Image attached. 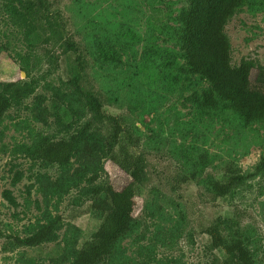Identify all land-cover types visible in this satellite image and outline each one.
Returning <instances> with one entry per match:
<instances>
[{
    "label": "rangeland",
    "instance_id": "obj_1",
    "mask_svg": "<svg viewBox=\"0 0 264 264\" xmlns=\"http://www.w3.org/2000/svg\"><path fill=\"white\" fill-rule=\"evenodd\" d=\"M53 2L68 35L83 46L87 78L103 108L123 118V141L148 164L150 181L136 198L134 222L106 264H220L223 253L211 247L205 231L212 225L228 238L245 239L255 264H264V175L224 197L208 184L210 177L223 179L229 163L244 174L255 170L264 158V120L245 125L231 110H198L195 95L210 84L185 72L177 36L190 0ZM225 33L233 66L244 60L264 65V0H247L228 19ZM50 47H29L0 0V83L35 86L0 119V264H70L101 224L99 212L75 217L77 184L96 173L117 189L130 180L100 150L107 129L82 140L63 166L24 151L41 135L59 137L69 122L88 117L83 98L67 82L74 56ZM101 47L120 59H104ZM54 220L60 226L56 241L18 242Z\"/></svg>",
    "mask_w": 264,
    "mask_h": 264
},
{
    "label": "trees",
    "instance_id": "obj_2",
    "mask_svg": "<svg viewBox=\"0 0 264 264\" xmlns=\"http://www.w3.org/2000/svg\"><path fill=\"white\" fill-rule=\"evenodd\" d=\"M246 1L190 0L189 8L180 13L182 29L177 36L185 51V72L199 75L210 84L202 94L195 95L198 110H231L245 125H251L264 120V65L244 60L239 66H233L232 46L225 33L228 19ZM4 5L10 13V20L22 29L29 47L61 48L68 58L74 56L70 65L72 75L67 82L83 98L88 112L84 122H69L67 133L59 137L41 135L32 144L24 145L26 154L63 166L71 161L82 140H94L98 130L107 129L109 137L100 150L130 176L129 182L121 189L100 180L98 173L87 178L86 184H77L79 196L75 205L80 208L74 210L75 217L99 212L101 224L77 250L70 264H106L115 245L127 235L134 222L136 198L142 195L150 181L147 160L142 153L131 151L129 144L123 141V118L103 108L100 96L87 78L83 46L68 35L66 18L59 8L54 7L53 0H4ZM99 55L107 60L120 59L112 48L101 47ZM34 88L33 81L0 83V119L12 105L21 104ZM258 175H264V158L248 174L229 163L224 178L210 177L208 184L215 195L224 197ZM4 195L16 204L10 190H5ZM59 230L58 220L49 221L30 237L17 240L32 246L52 242L58 239ZM205 231L211 237V247L223 253L220 264H255L253 253L242 237L228 238L217 225Z\"/></svg>",
    "mask_w": 264,
    "mask_h": 264
}]
</instances>
